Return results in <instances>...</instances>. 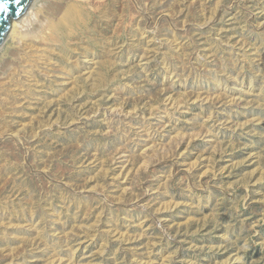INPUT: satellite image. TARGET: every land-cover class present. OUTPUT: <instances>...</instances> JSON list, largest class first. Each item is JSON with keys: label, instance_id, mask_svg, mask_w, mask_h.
<instances>
[{"label": "rangeland", "instance_id": "374dc122", "mask_svg": "<svg viewBox=\"0 0 264 264\" xmlns=\"http://www.w3.org/2000/svg\"><path fill=\"white\" fill-rule=\"evenodd\" d=\"M17 19L0 264H264V0H30Z\"/></svg>", "mask_w": 264, "mask_h": 264}, {"label": "water", "instance_id": "95a60500", "mask_svg": "<svg viewBox=\"0 0 264 264\" xmlns=\"http://www.w3.org/2000/svg\"><path fill=\"white\" fill-rule=\"evenodd\" d=\"M29 2L30 0H0V4H6V9L0 11V42L7 35L12 20L23 14Z\"/></svg>", "mask_w": 264, "mask_h": 264}, {"label": "bare ground", "instance_id": "6f19581e", "mask_svg": "<svg viewBox=\"0 0 264 264\" xmlns=\"http://www.w3.org/2000/svg\"><path fill=\"white\" fill-rule=\"evenodd\" d=\"M71 7V6H70ZM67 9V8H66ZM82 9V8H81ZM67 11V10H66ZM74 11V10H73ZM72 11V12H73ZM71 12V13H72ZM30 13V12H29ZM68 13H70V12H68ZM22 16V15H21ZM65 16H68V15H65ZM71 17V16H70ZM65 18V17H64ZM66 18H68V17H66ZM24 19V18H23ZM21 20V19H20ZM61 21V20H60ZM12 29H11V33L12 34H14L15 35V33H17V35H18V32H16V30L18 29V27H19V25H20V22H19V20L18 19H15L14 21L12 20ZM57 23H59V22H57ZM22 27V26H21ZM52 27V26H51ZM55 27V26H54ZM20 28V27H19ZM18 31V30H17ZM20 33V32H19ZM22 35V34H21ZM20 35V36H21ZM17 37V36H16ZM19 37V36H18ZM22 38V37H21ZM16 39V38H15ZM19 40V39H18Z\"/></svg>", "mask_w": 264, "mask_h": 264}, {"label": "snow or ice", "instance_id": "6c2138e0", "mask_svg": "<svg viewBox=\"0 0 264 264\" xmlns=\"http://www.w3.org/2000/svg\"><path fill=\"white\" fill-rule=\"evenodd\" d=\"M6 9V4H0V11H3Z\"/></svg>", "mask_w": 264, "mask_h": 264}]
</instances>
